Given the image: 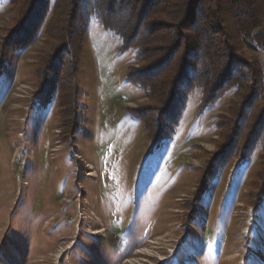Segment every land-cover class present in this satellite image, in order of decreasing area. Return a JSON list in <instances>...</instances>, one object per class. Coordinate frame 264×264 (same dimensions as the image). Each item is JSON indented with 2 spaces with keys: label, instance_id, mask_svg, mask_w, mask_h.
Segmentation results:
<instances>
[{
  "label": "rangeland",
  "instance_id": "obj_1",
  "mask_svg": "<svg viewBox=\"0 0 264 264\" xmlns=\"http://www.w3.org/2000/svg\"><path fill=\"white\" fill-rule=\"evenodd\" d=\"M70 9L0 0V264H264V86H230L264 54L147 96L129 70L170 44L138 63L96 19L74 43Z\"/></svg>",
  "mask_w": 264,
  "mask_h": 264
},
{
  "label": "trees",
  "instance_id": "obj_2",
  "mask_svg": "<svg viewBox=\"0 0 264 264\" xmlns=\"http://www.w3.org/2000/svg\"><path fill=\"white\" fill-rule=\"evenodd\" d=\"M70 6L67 39H74L72 31L76 30L78 34L74 43L80 35L86 34L90 21L96 19L106 31L121 40L124 50H135L138 63L156 57L147 50L148 47L162 42L166 46L170 44L166 47L164 59L153 70L132 73L129 70L127 80L147 96L158 89L161 92L159 86H162L167 89L169 100L176 98L181 77L185 76L189 66L198 73H191L186 81L206 87L216 80L223 66L230 61L229 54L233 50L245 47L264 54V0H70ZM156 29L165 30L166 35H155ZM183 40L190 41V48H186L180 58ZM72 46L76 52L77 45ZM73 58L78 60L77 54ZM230 63L229 70L235 65ZM246 69L250 76H245L243 69L237 72L230 86L237 90L241 87L253 92L262 90L264 66L249 65ZM199 74L201 76L197 79ZM156 124H152L153 132L149 131L152 151L160 146L163 138V132Z\"/></svg>",
  "mask_w": 264,
  "mask_h": 264
}]
</instances>
